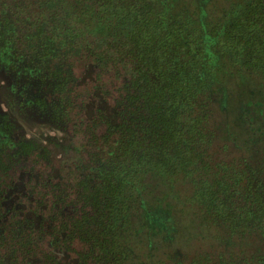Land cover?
<instances>
[{
  "label": "trees",
  "instance_id": "trees-1",
  "mask_svg": "<svg viewBox=\"0 0 264 264\" xmlns=\"http://www.w3.org/2000/svg\"><path fill=\"white\" fill-rule=\"evenodd\" d=\"M1 72L0 264H264V0H0Z\"/></svg>",
  "mask_w": 264,
  "mask_h": 264
},
{
  "label": "rangeland",
  "instance_id": "rangeland-1",
  "mask_svg": "<svg viewBox=\"0 0 264 264\" xmlns=\"http://www.w3.org/2000/svg\"><path fill=\"white\" fill-rule=\"evenodd\" d=\"M84 64V63H83ZM81 67H82V65H81ZM83 71H82V73L85 71V68L86 67H84L83 66ZM88 76V75H87ZM7 79H8V75H6V74H4V73H0V98H2V93H3V89H2V86H3V84L7 81ZM237 91V90H236ZM235 91V92H236ZM258 90L256 89V91H251V92H254V93H259V92H257ZM95 92H97V91H95ZM239 92H240V90H239ZM261 99H263L264 100V92H263V96L261 97ZM97 100V99H96ZM90 110V109H89ZM32 130H33V128H31V129H26L25 131V133L24 134H26V135H31L32 134ZM51 133H53V131H51ZM50 132H48V134H51ZM48 134H45V133H41V132H37V135L38 136H45V137H47L48 136Z\"/></svg>",
  "mask_w": 264,
  "mask_h": 264
}]
</instances>
